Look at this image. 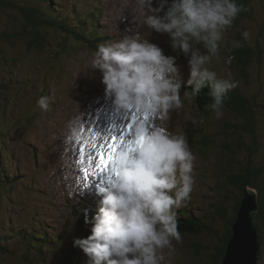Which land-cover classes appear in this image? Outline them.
<instances>
[{
  "label": "rangeland",
  "instance_id": "374dc122",
  "mask_svg": "<svg viewBox=\"0 0 264 264\" xmlns=\"http://www.w3.org/2000/svg\"><path fill=\"white\" fill-rule=\"evenodd\" d=\"M42 2L0 0V153L2 162L7 165L9 172L15 173L16 168L27 183L25 189L15 184L16 187L11 193L12 201L8 205L15 215L2 211L4 216L1 217L5 218V222L4 227L0 228V235L1 238L11 235V241L7 249L4 244L0 246V264H36L22 258L24 250L19 249L18 239L12 237L8 231L9 225L27 230L31 227L38 229L37 219L35 221L33 219L37 206L38 211L46 215L41 224L42 228L47 229L48 233L56 238L57 231L51 228L61 230L62 224L58 219L66 213L64 204L67 205L70 201L77 203L74 195L70 200V193L73 187L78 188L80 182L82 183L78 173L85 175L83 170L87 169L88 174L92 173L89 175L90 181L97 182L99 187H109L111 180L114 179V174L98 172L95 158L89 163V156L97 152L93 151V145L104 144L106 137L110 142V135L119 137L123 134L126 140H131L134 129L128 132L127 125L133 123L134 115L137 117L136 121L143 119V114H137L133 109H124L114 103V96L106 91V85L102 82V72L90 68L95 51L86 42L77 46L76 38L67 37L58 32V29L50 28L51 30H41L47 36L44 47L39 48L37 41L34 45L30 44L31 29L28 28L27 21L29 16L21 8L27 9L30 13L34 7L31 6L32 3H39L44 7L45 4ZM48 6L50 7H45L47 10L57 17L62 16V22L69 24L78 25L85 16L94 18L99 15L96 23L102 27V19L109 29L106 32V39L100 40L102 43L106 42L107 38L110 39L107 33L117 32L109 42L123 36V29L117 24L118 21L120 20L127 28L130 24L124 19L131 20L134 17L138 25L134 26L135 21L133 22L131 33H141L143 39H149L161 47L165 55L176 57L175 63L179 67L182 81L188 80L189 56L179 49L172 48L171 38L167 33L147 28L143 20L149 13L147 9H140L136 0H49ZM155 6L156 0H153V7ZM249 11L252 14L250 19L238 15L231 28L224 33L218 55L207 66L217 73V79L232 80L236 84L235 87H241L246 93L245 96L249 98L256 113L253 115L255 122L251 126H254L258 136L256 140L260 141V152L258 151L260 157L257 161L258 165H261L264 162V0H251ZM245 31L250 34L248 43L254 49H260L262 62L258 63L259 66L252 63L243 65L237 59L238 41L244 37ZM9 35L11 40L7 39ZM12 36H15V41L12 40ZM59 40L70 41L72 47L68 44L67 49L62 50L58 44ZM196 47L202 53L207 51L202 43L196 44ZM58 51L62 52L57 55ZM182 85L180 89L182 107L171 111L166 122L169 132L186 137L194 156L193 188L189 199L181 208L186 204H195L196 207L208 209L211 200L206 202V198L212 197V187L221 180L220 166L227 163L230 156L224 151L223 143L205 146L203 142L205 137L212 138V141L218 140L220 134L226 130L227 122L233 124L234 120L225 110H222L223 116L220 118H216L215 114L207 117L197 107L195 100L184 96V93L192 88L184 85V82ZM40 97H48L47 110L39 108L37 101ZM72 120L78 121L74 131L68 127ZM158 124V118L149 114L146 126L151 128ZM229 129L233 131L231 126ZM72 134L74 138L70 142L65 139L61 142L64 137H71ZM246 136V141L250 144L255 139L247 132ZM117 142L119 143V140ZM85 143L87 147L81 162L80 147ZM70 148L76 151V155L72 157L65 155L66 149ZM241 154L237 159L244 164V157ZM6 161L8 162L5 163ZM235 172L240 173L238 168ZM30 182L32 185L35 184L33 190L30 189L33 188L29 186ZM63 189L65 193H62ZM82 195L85 196L82 193L79 197ZM213 198L214 202L215 197ZM262 199L264 201V194ZM98 203L97 198L87 202L88 210L94 216L98 212L100 204ZM234 204L235 198L229 202V205ZM179 210L174 211L178 214ZM66 221L67 218L63 217L62 222ZM223 225V221L217 224L222 231ZM260 225L262 242L258 264H264V224ZM83 230L85 232L87 228ZM180 234V241L172 242L175 252L169 256L167 249L164 250L165 260L162 264H207L210 260L209 255L216 250L215 237L206 232L200 235L188 232ZM78 236L80 238V235ZM74 239L71 238L73 241ZM76 248L81 249L78 246ZM45 253L50 254V251L46 250ZM79 253L81 254L77 255L79 260L83 261L84 258L86 260L87 255L83 250Z\"/></svg>",
  "mask_w": 264,
  "mask_h": 264
},
{
  "label": "clouds",
  "instance_id": "9594fccd",
  "mask_svg": "<svg viewBox=\"0 0 264 264\" xmlns=\"http://www.w3.org/2000/svg\"><path fill=\"white\" fill-rule=\"evenodd\" d=\"M136 4L149 13L143 20L148 29L167 33L172 48L189 56L186 84L192 90L184 96L194 99L210 84V107L216 118L222 117L223 97L236 84L217 79L207 65L218 55L224 33L241 7L235 0H156L155 7L153 0H136ZM249 35L243 32L245 39ZM198 43L206 53L196 47ZM175 60L139 32L99 44L92 55L90 68L102 72L114 103L137 114H153L159 124L149 128L143 119L136 121L132 148L121 147L116 153L109 170L114 179L98 190L101 200L91 234L73 241L91 264H162L164 250L172 255L173 240L181 239L174 210L192 192L194 156L186 137L166 127L171 111L182 107L183 81ZM37 104L47 110L48 97H40ZM77 123L70 121L69 129L74 131ZM78 191L73 187L70 196Z\"/></svg>",
  "mask_w": 264,
  "mask_h": 264
},
{
  "label": "trees",
  "instance_id": "16d2710c",
  "mask_svg": "<svg viewBox=\"0 0 264 264\" xmlns=\"http://www.w3.org/2000/svg\"><path fill=\"white\" fill-rule=\"evenodd\" d=\"M40 1H43L42 4H45V6L42 7L39 3H32L31 6L34 7L30 13L27 12V9L21 8L25 10L29 16L27 21L28 28L31 29V31H29L31 45H34L37 41L39 43H37L39 48L44 47L46 35H44L42 31H44V29L51 30L50 28H56L62 35L64 34L67 37L76 38L78 43L76 44L77 46L86 42L87 45L91 46V49L96 50V43L100 42V40L97 39L96 42L91 31L87 29V27H89L87 24L80 23L79 25H75L72 23H64L62 22V16L60 17L59 15V17H57L53 12L45 8L50 7L48 6L49 0ZM235 2L242 9L239 15L250 19V16H252L249 11L251 0H235ZM66 18L70 19V17ZM85 18L90 19L87 17ZM10 37L11 35H9L7 39L11 40ZM12 40L15 41V36H12ZM248 41L249 40L244 37L239 39L237 59H239L243 65L252 63L259 66L260 64L258 63L262 62L260 59V49H254ZM69 43L70 41L62 42V40L58 42L62 50L67 49ZM68 46L72 47L70 44ZM61 52L62 51H58L57 55ZM256 59L259 60L255 61ZM189 87L191 88V86ZM191 90L189 92H191ZM245 94L244 90L237 86L224 95L221 110L230 113L233 116L231 119H233L234 122L233 124H228L227 122L225 126L226 130L220 134L218 140L212 141V138L205 137L203 142L205 146L216 144L217 142L223 143L222 147L224 151L228 152L230 156L228 157V162L220 166L219 176L221 180L211 189L213 193L212 199L206 198V202L211 200V205L206 209L196 207L195 204H186V206L180 208L177 214L179 232H188L194 235H200L206 232L211 237L214 236L217 240L215 253L211 255L208 254L210 264H222L226 254L227 244L233 235L232 226L238 217V212L242 206L246 193L255 195L258 202V210L252 212V216L253 224L257 228L260 244L262 242L259 226H261L260 223L264 224V201L262 199L264 194V178H262V175H264V162L258 165L257 159L260 157L258 153L260 141L258 142L256 140L258 136H256L257 134L255 133L254 126H251V124L255 122V117H253V115L256 113L253 110L254 108L251 107L249 98L246 97ZM193 100H195L197 107L203 111L207 117L214 114L210 107L213 103V98L210 95V84L202 87ZM244 122H246V124ZM230 126L233 131L229 129ZM246 132L253 135V138H255L251 144L246 141ZM239 154L244 157V164L237 159ZM2 160L3 158L0 153V222H2L0 223V228L4 227L5 222V218L2 219L1 217L3 215L2 211L10 215H15L8 205L12 201L11 193L16 187L15 184H19V187L22 186L24 189L27 187V183L25 182L26 179L21 173L9 172L8 167L3 164ZM239 164H241V166ZM237 168L240 173L235 172ZM14 169L17 170L16 168ZM29 186L33 187L30 188L33 190L35 184L32 185L30 182ZM213 197H215L214 202ZM234 198L235 204L229 205L230 200ZM67 205L68 211L64 216L67 218V221L62 222L63 217L58 219L62 224L61 230H58L56 227L51 228L53 230L56 229L54 230L57 231L56 238H53V236L48 233L47 229L42 228L41 224L46 218V215L38 211L37 206L33 219L34 221L37 219V226L41 229L38 228L35 230L31 227L27 230L23 227L9 225L8 231L12 234V237L18 239L19 249L24 250L22 256L24 260L35 262L36 264H82L77 256L81 255L79 252L82 250L74 246L71 238H79L78 235H80V238H85L91 234L94 214L88 210V207L85 206L86 204L83 201H79L76 204L70 201ZM3 207L4 209L2 210ZM86 218L88 222H86ZM219 221H223L224 223L223 231L217 226ZM9 223L10 221L8 220V224ZM86 228L87 230L85 232L84 230L82 231V229ZM9 241H11V235H7V237L5 236L4 238H1L0 235V246L4 244L6 247L5 249H7V247H9ZM46 250H49L50 254L45 253Z\"/></svg>",
  "mask_w": 264,
  "mask_h": 264
},
{
  "label": "water",
  "instance_id": "95a60500",
  "mask_svg": "<svg viewBox=\"0 0 264 264\" xmlns=\"http://www.w3.org/2000/svg\"><path fill=\"white\" fill-rule=\"evenodd\" d=\"M254 196L248 193L244 196L222 264H258L261 248L257 228L253 224L252 212L258 210Z\"/></svg>",
  "mask_w": 264,
  "mask_h": 264
},
{
  "label": "snow or ice",
  "instance_id": "6c2138e0",
  "mask_svg": "<svg viewBox=\"0 0 264 264\" xmlns=\"http://www.w3.org/2000/svg\"><path fill=\"white\" fill-rule=\"evenodd\" d=\"M148 115H149L148 113L143 114V120L145 122L148 119ZM136 119L137 117L134 115L132 117L133 123L127 125L128 132H132L133 129L135 132L134 123ZM118 140H119V143L117 142ZM133 144H134L133 139L126 140L125 135L121 134L119 135V137H117L116 135H110V142H109V138L106 137L104 144H100L98 146L93 145L94 148L98 147V151L96 152V157H95L97 161L95 167L98 170V172H109V170L111 169L113 165L118 149H121V147H128L129 149H131ZM86 147H87L86 143L84 145H81L80 147L81 162H83ZM88 159H89V163H91L93 158L89 156ZM83 171H84L85 176L87 177L88 170L84 169Z\"/></svg>",
  "mask_w": 264,
  "mask_h": 264
},
{
  "label": "bare ground",
  "instance_id": "6f19581e",
  "mask_svg": "<svg viewBox=\"0 0 264 264\" xmlns=\"http://www.w3.org/2000/svg\"><path fill=\"white\" fill-rule=\"evenodd\" d=\"M116 20V19H115ZM125 21H128V23L130 24L127 28H125V26H123L122 24H121V22H120V20L118 21V25H119V27H121L122 29H123V31H122V33H123V36H121V37H119V38H117L118 40L119 39H122L124 36H127V35H131L132 33H131V26L133 25V22L135 21V19H134V17H132L131 18V20H126V19H124ZM132 23V24H131ZM114 24L115 23H113V28H114ZM138 25V23L135 21V23H134V26L135 25ZM111 25V24H110ZM116 29V28H115ZM117 35V32H114V34H113V36L111 37V38H114L115 36ZM118 35H119V33H118ZM110 38V39H111ZM97 48V47H96ZM184 82V84H186V81H183ZM74 137H73V134H72V136L71 137H64L62 140H61V142L65 139V140H67V142H70L72 139H73ZM98 146V145H97ZM93 151H94V149H93ZM91 157L92 158H95L96 157V154L95 153H93L92 155H91ZM95 188H99V185H90V184H83V186L81 185L80 187H79V189H80V191H78V192H75L73 195L75 196V200H77L76 202H79V201H84V200H89L90 198H91V196L93 195V190L95 189ZM86 191V192H82V191ZM85 194V196L84 195H82L81 197H79L80 196V194ZM62 193H65V189H63L62 190ZM61 193V194H62ZM71 197V196H70ZM73 198L71 197V199L70 200H72ZM79 199V200H78ZM75 202V201H74Z\"/></svg>",
  "mask_w": 264,
  "mask_h": 264
}]
</instances>
